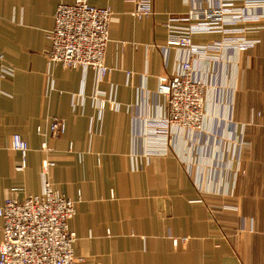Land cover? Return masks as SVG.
I'll return each instance as SVG.
<instances>
[{
	"label": "crops",
	"instance_id": "0c3cea01",
	"mask_svg": "<svg viewBox=\"0 0 264 264\" xmlns=\"http://www.w3.org/2000/svg\"><path fill=\"white\" fill-rule=\"evenodd\" d=\"M88 1L113 11L105 60L115 70L100 87L121 106L102 114L92 98L96 71L51 65L45 54L57 6L74 0H0V202L43 194L48 180L79 201L70 221L74 264H264V19L247 32L260 43L238 60L228 53L208 68L194 63L208 83L206 131L197 143L180 139V154L134 160L137 132L165 111L159 76L187 57L166 52L165 23L218 0H153L154 14L143 20L131 15L130 0ZM52 117L66 121L63 135L50 134ZM233 130L241 150L223 168L216 156L223 146L224 159L233 154ZM16 133L30 147L20 170L22 155L11 148ZM45 141L52 151L42 149ZM45 159L55 165L44 172ZM174 236L189 240L175 246Z\"/></svg>",
	"mask_w": 264,
	"mask_h": 264
},
{
	"label": "built area",
	"instance_id": "2783aa9c",
	"mask_svg": "<svg viewBox=\"0 0 264 264\" xmlns=\"http://www.w3.org/2000/svg\"><path fill=\"white\" fill-rule=\"evenodd\" d=\"M130 1L134 3L131 12L134 18L142 20L154 14L153 0ZM262 8L264 0H218L217 4L207 7L194 6L186 17L171 18L166 23V51L170 47H177L186 51L187 57L180 62L175 72L159 76L156 94L163 96L165 111L163 115L147 118L143 130L137 132L132 153L134 160L139 156L151 158L170 152L180 154V139L191 146L197 143V136L204 135L208 83L196 76L194 63L201 62L206 68L210 67L211 63L219 60L208 55H212L211 51L222 50L223 46L219 41L199 42L194 36L219 33L223 37H232L226 38L223 43L229 39L238 40L237 44H228L226 48L239 46L240 50L253 46L256 39H248L245 35L252 26L246 27L245 22L262 20L264 12H255ZM112 15L110 7H96L88 0H74L72 4L60 3L54 14V26L46 33L50 42L49 48L45 50L49 64L83 70L92 68L96 71L92 98L100 114L105 110L116 111L121 106L106 89L100 87L115 70L105 60ZM183 21L187 25H178ZM242 24L244 26H240ZM2 71L5 74L12 73V69L4 66ZM80 97L84 99L83 94ZM65 130L66 121L63 118H51L49 131L52 137L63 135ZM229 142L233 144L230 157L233 159L232 165L241 150L242 137L233 130ZM41 147L46 152L52 151L46 141ZM11 148L22 155L23 164L16 168L23 169L30 149L28 142L16 133L12 136ZM221 151L216 159L223 161L226 148L223 146ZM182 157L186 170L191 172L190 154H183ZM226 159L231 160L229 156ZM54 165L55 162L45 159L42 171ZM45 186L43 194H30L22 201L9 196L3 203L0 202V218L3 220L0 227V264L75 263L76 234L70 228V221L78 212L79 201L55 189L49 180ZM17 191L18 188L11 190L13 193ZM186 238H173V244H184Z\"/></svg>",
	"mask_w": 264,
	"mask_h": 264
},
{
	"label": "rangeland",
	"instance_id": "374dc122",
	"mask_svg": "<svg viewBox=\"0 0 264 264\" xmlns=\"http://www.w3.org/2000/svg\"><path fill=\"white\" fill-rule=\"evenodd\" d=\"M210 5H213V4H210ZM191 9V8H190ZM190 9L184 14V15H182V16H173V17H171V18H183V17H186L187 16V14L189 13V11H190ZM153 10H154V8H153ZM255 12H257V13H261V12H264V8H262V9H256L255 10ZM171 18H169V20L171 19ZM146 19V18H145ZM262 19H264V17L262 18ZM143 20V19H142ZM168 20V21H169ZM258 20H255V21H251V22H245V24H246V27L247 26H252V29H255V28H260L259 26H256L255 24H257V23H254V22H257ZM252 23H253V25H252ZM166 24V23H165ZM178 25H187V22H179L178 23ZM240 26H244V24H242V25H240ZM211 34H219V33H211ZM197 35V34H196ZM196 35L194 36V38L196 39ZM199 35V34H198ZM221 37H219V38H215V39H209V40H207V41H205V42H202V41H199V40H197V41H199V42H202V43H206V42H215V43H217L218 41L219 42H221V45L223 46V49L222 50H214V51H211V54L212 55H208V57H214L213 59L214 60H229V58H230V56H228V55H225V54H228V53H232V54H237L236 56H235V58H231L232 60H236L237 59V56H238V58L240 57V54H242L244 51H247V50H251V49H254L259 43H260V38L259 37H255V36H247V33L245 34L247 37L246 38H248V39H256V40H254L255 41V45H253V46H250V47H246V48H241L240 50H239V46H236V47H233V48H226V46L228 45V44H232V45H234V43L235 44H237V41L238 40H236V39H229V40H227V41H225L224 43H223V41L226 39V38H232V37H223L224 35L223 34H219ZM234 40H236L235 42H234ZM165 50H166V45H165ZM171 48H177V47H170L169 48V50L171 49ZM168 50V51H169ZM167 52V51H166ZM238 60V59H237ZM218 159V158H217ZM229 159H231V158H229ZM232 160L233 159H231V160H227L226 158L225 159H223V161H220V160H217V164L219 165V162H222V167L224 168V167H226V168H229V166H231V162H232ZM220 166V165H219ZM229 210H231L230 209V207L231 206H226ZM184 237H187L186 239H187V241L185 242V243H187L188 242V240H189V236H180V237H178V236H174L173 238H184ZM172 238V239H173ZM184 243V244H185Z\"/></svg>",
	"mask_w": 264,
	"mask_h": 264
}]
</instances>
